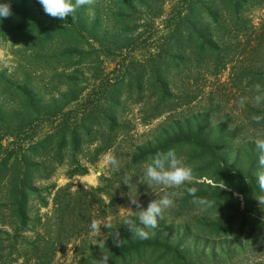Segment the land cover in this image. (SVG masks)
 Listing matches in <instances>:
<instances>
[{"label":"rangeland","instance_id":"obj_1","mask_svg":"<svg viewBox=\"0 0 264 264\" xmlns=\"http://www.w3.org/2000/svg\"><path fill=\"white\" fill-rule=\"evenodd\" d=\"M129 1L132 12L139 11L140 1L150 6V17H156L153 27L160 32L155 39L165 38V23L176 1L164 0L161 7L158 0ZM204 1L213 6L199 11L203 16L206 9L221 15L229 11L230 0ZM238 1L246 3L240 16L245 20L240 25L245 39L242 46L231 45L227 49V65L220 76L207 75L212 68L221 66L208 62L204 56L167 76L161 61L154 65L149 57L132 55L138 62L143 61L133 63L127 54L124 70L117 72L111 58L95 62L84 55L91 52L82 48L83 55L71 59L70 53L58 46V53L44 51L29 63L21 55H27L23 50L30 46L20 45L19 40L12 42L10 37L0 40V111L14 116L13 121L0 122V164L13 162L14 156L27 163L61 161L54 177L37 183L35 188L69 185L71 193L76 194L72 207L78 215L75 223H80V236H73L76 239L58 248L50 264H86L94 256L98 259L95 264H100L104 256H123L127 261L115 264H264V192L256 181V173L264 170L258 166L255 151V140L264 138V118L259 123L253 120L256 116L264 117V106H256L251 100L255 85H264V0ZM109 3H101L100 11L115 4ZM102 15V24L95 27L94 15L81 23L85 30L92 28L94 34L99 33L95 39L107 38L106 45L111 43V32L120 35L134 31L132 36H136L144 34L143 30H152L147 18L136 24L114 25L110 20L103 22ZM256 32L260 34L258 42L252 43ZM154 69L161 73L153 75ZM122 74L136 77L127 79L125 89L119 93ZM7 81L14 89L9 88ZM18 83L29 86L42 105L38 118L31 123L33 142L42 141V145L28 153L26 148L32 143L20 147L7 136L14 133L19 137L24 128L19 122L22 109L21 95L15 91ZM165 85L175 89L171 96L161 92ZM241 97H248L244 106L239 104ZM209 112L211 118L206 121ZM156 114L160 116L150 120ZM109 115L116 118L118 131L108 132ZM62 136L69 144L59 152L53 141L59 144ZM156 143L159 147L171 143L165 149L176 150L194 168L191 182L176 189L149 188L139 182L143 164L160 151L156 150ZM109 155L120 161L118 171L107 163ZM76 165L81 167L80 174L68 178ZM125 176L132 179L130 192L122 182ZM136 188L144 209L167 192L177 193L174 206L158 220L157 228L145 229L150 233L147 240L134 236L125 224L131 220L133 226H138L141 209L131 205L128 196H136ZM191 189H196L195 197L189 194ZM195 198H205L213 206L201 210L193 203ZM80 204L89 211H80ZM40 205L39 200L29 201L32 213ZM49 208H41V215L48 214ZM92 221L101 225L98 230L91 228ZM3 239L0 235V241ZM126 239L132 240L135 247L137 242L138 249L132 256L127 253L129 250L119 248V241ZM3 256L0 254L1 262Z\"/></svg>","mask_w":264,"mask_h":264},{"label":"trees","instance_id":"obj_2","mask_svg":"<svg viewBox=\"0 0 264 264\" xmlns=\"http://www.w3.org/2000/svg\"><path fill=\"white\" fill-rule=\"evenodd\" d=\"M111 1L115 3L114 0L90 1L74 14V18L68 16L62 21L46 15L42 6L36 0H3V2L11 4L13 15L0 23V40H6L10 37L12 42L19 40L20 45L30 46V48H25V51L23 50V54L27 55H21L28 59L27 62L29 63L31 60L40 58L44 51L49 52L52 50V53H58V47L70 53L69 57L71 59L76 55H83L82 48H87L91 53L84 54L86 57L98 63L111 58L117 72L124 70L127 54L133 63L143 61L138 62L136 58H131L132 55H140L142 58L149 57L150 62L154 65L157 61H161L167 76L204 56L203 58L208 62L213 61L221 66L218 69L217 67L212 68L207 75L220 76L224 73L227 65V49L231 45L232 47L234 45L242 46L245 39L240 31V25L245 23V20L240 17L242 7L246 4L245 1L239 3L238 0H230L228 3L229 14L225 11L224 15H221L217 11L206 9L203 16L199 11L205 10V7L213 6L208 0V2L204 0H166L167 2H176L171 7L173 13H170L165 23L167 34L165 38H159V40L155 39L160 32L158 27H153L156 17H150L149 5L144 6V3L140 1L139 11L132 12L133 9L129 8L131 1L117 0L118 2L113 3L114 5L110 8L106 7L104 11H100L101 3L106 4L111 3ZM123 1L125 2L122 3ZM159 1L161 7L164 0ZM90 3H95V5ZM184 10L188 13H184ZM101 14L104 17L103 22L104 20H110L114 25L136 24L139 21L144 22V18H147V25H152V30H143L144 34L136 36H132L134 31L121 32L120 35L117 32V34L112 35L111 33L115 32H111L108 35L111 43L106 45L104 43L107 38H104V40L95 39V36L99 33L94 34L92 28L89 31L85 30L81 23L87 16L94 15L95 18L92 19L94 20L93 27L99 23L102 24ZM137 14L140 15L137 16ZM77 27H80V29ZM253 31L256 30L253 29ZM259 35L256 32L255 37L257 38L252 43L258 42ZM53 47L55 48L53 49ZM108 47L110 50H106ZM142 52L145 55H141ZM206 52H208L207 56H205ZM65 57L66 55H64ZM160 73L155 69L152 71L155 76ZM122 75L123 80L119 84V93L125 89L127 79L130 80L136 77L130 74ZM2 77L4 78L3 75ZM7 84L9 88L14 89V85L10 81H7ZM18 84L19 86L15 88V91L21 95L19 109H22V121L19 122L20 126L22 123L24 128L19 133V137H16L14 133L7 136L20 144V147H25L29 142L32 143L33 145L26 148L25 152L28 153L29 151H35L42 145V141L34 143L31 135V123L38 118V110L42 109V105L36 95L29 91V86ZM173 90L175 89L165 85L161 92L171 96ZM5 113V111H0V122L8 121V119L10 121L14 120L11 113H8V115H5ZM212 113L214 112L212 111ZM21 115H19V118H21ZM46 116H49V113ZM159 116L157 114L151 116L150 120ZM205 118L206 121H210L211 113L206 114ZM109 119L111 127L114 128L110 127L108 132L118 131L120 127H117L116 118L109 115ZM126 133L131 135L130 131ZM53 144V146H58L57 150L59 152H63L67 149L69 143H67L66 137L62 136L59 144L55 140ZM158 144L155 145L156 150L165 151L171 143L162 145V147H159ZM77 146L75 144L73 148L76 149ZM18 159L14 156L13 162L0 164V228H5L0 230V235L4 238L0 241V254L5 255L3 256L4 261H0V264H18L20 260L21 264H50L58 248L63 246L66 241L76 239L73 236H80V223H75V218L78 215H75V208L72 207V199L75 198L76 194L71 193L69 185L58 188L54 184L43 190L35 188L37 183L46 182L54 177L61 161L27 163L23 159ZM80 172L81 167L76 165L75 169L67 174V177L79 175ZM42 194L44 198L41 197ZM32 199L34 201L39 200L41 204L35 213H32L29 207V201ZM48 207H50L48 214L41 215L40 209ZM78 208L85 213L89 211L87 207H84V204L78 205ZM30 214H32L31 217ZM4 218H8L9 221L6 222ZM133 243L132 240L126 239L119 241L118 244L122 250H129L127 253L132 256L131 254L135 252V249H138L137 242H135L136 247L133 246ZM108 260V264H115L117 261L127 262L123 256L108 257ZM96 261H98L97 257H89L86 264H95Z\"/></svg>","mask_w":264,"mask_h":264},{"label":"clouds","instance_id":"obj_3","mask_svg":"<svg viewBox=\"0 0 264 264\" xmlns=\"http://www.w3.org/2000/svg\"><path fill=\"white\" fill-rule=\"evenodd\" d=\"M89 2L90 0H37V3L42 6L46 15L62 21L68 16L74 18V14ZM12 15L11 4L0 0V23ZM251 100L256 106H264V85H255V94L251 97ZM247 102L248 97H241L239 100L241 106H244ZM262 118L264 117L256 116L253 117V120L259 123ZM255 151L258 153V166L260 169L264 170V138H258L255 140ZM107 163L113 170L118 171L120 168V161L114 155H109L107 157ZM142 167L143 176L142 178L139 177V182L147 185L149 188H152L153 186H163L168 189H176L194 179V168L185 163L174 149L157 151L143 164ZM131 180L132 179L127 176L122 180V182L129 187V192L133 186ZM256 181L260 191L264 192V171H258L256 173ZM135 191L137 193V188ZM189 194L195 197L196 189H191ZM128 196L130 204L141 210L138 211V226H133L131 220H126L125 224L131 227L134 236L141 240H147L149 239L150 233L145 229L157 228L158 220H162L163 214L174 206L177 193L175 191L165 193L163 196L150 202L146 209L142 208L137 199L138 193L136 196ZM193 203L199 205L201 210L213 206L212 202L205 198H195L193 199ZM100 226L101 225L96 221H92L91 223V228L93 230H98ZM100 261L101 264H108L109 262L107 256H104Z\"/></svg>","mask_w":264,"mask_h":264}]
</instances>
